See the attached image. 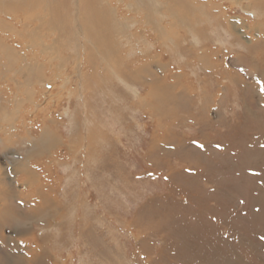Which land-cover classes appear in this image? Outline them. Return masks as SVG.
Listing matches in <instances>:
<instances>
[{
  "label": "rangeland",
  "instance_id": "obj_1",
  "mask_svg": "<svg viewBox=\"0 0 264 264\" xmlns=\"http://www.w3.org/2000/svg\"><path fill=\"white\" fill-rule=\"evenodd\" d=\"M142 1L0 3V264H264V0Z\"/></svg>",
  "mask_w": 264,
  "mask_h": 264
},
{
  "label": "bare ground",
  "instance_id": "obj_2",
  "mask_svg": "<svg viewBox=\"0 0 264 264\" xmlns=\"http://www.w3.org/2000/svg\"><path fill=\"white\" fill-rule=\"evenodd\" d=\"M10 2V1H13V3H16V4H19V5H25V6H27V4L31 1V0H0V3H4V2ZM87 1V0H86ZM89 1V0H88ZM138 1V0H137ZM140 1H142V0H140ZM143 2V1H142ZM85 3V2H84ZM96 4V3H95ZM143 5V4H142ZM144 5H148L154 12H155V7H156V5H158L157 3H156V0H145L144 1ZM131 6V5H130ZM147 7V6H146ZM109 7H105V10L106 9H108ZM102 9H103V7H102ZM94 10L99 14L100 13V10H99V7H98V5L97 6H94ZM81 11V10H80ZM81 12H83V11H81ZM147 13V12H146ZM94 15V14H93ZM92 15V13H91V11H89V15H87L86 16V18H87V21H88V23H91V21L93 22L94 21V25L96 26L97 25V23H98V19H94V16ZM110 16V15H109ZM75 17V16H74ZM77 17V16H76ZM81 17V16H80ZM212 17V16H211ZM147 18V17H146ZM101 20H103L102 19V16L99 18V21H101ZM137 21V20H136ZM151 21H153V19H151ZM82 22V21H81ZM102 22V21H101ZM103 22H105V21H103ZM117 22V21H116ZM112 23V22H111ZM128 23V22H127ZM153 23L155 24V20L153 21ZM84 24V23H83ZM107 24V23H106ZM117 26V25H116ZM152 26V25H151ZM125 28L127 27V26H124ZM157 28V27H156ZM84 29H85V31L87 32V34H90V36L91 37H93V38H95L96 40H97V38H98V36H99V34H100V30L99 29H96V27H93V26H91V24L89 25H87V27H84ZM123 31V30H122ZM81 32V31H80ZM84 32V31H83ZM85 33V32H84ZM86 34V35H87ZM104 35V34H103ZM99 39V38H98ZM89 40V39H88ZM37 44V43H36ZM85 44V43H84ZM91 46V45H90ZM93 48V47H92ZM105 49V48H104ZM87 50V49H86ZM91 50V49H90ZM9 57L11 58V57H13V54L11 53V54H9ZM14 58H16V56H14ZM13 58V59H14ZM17 59V58H16ZM29 66H31V65H29ZM36 68V67H35ZM33 69V68H32ZM80 69V68H79ZM30 70V69H29ZM33 71V70H32ZM79 71V70H78ZM81 73V72H80ZM35 74V73H34ZM38 78V77H37ZM42 79V78H41ZM34 88V87H33ZM31 89V88H30ZM44 95V94H43ZM86 101V100H85ZM5 116V115H4ZM22 124H24V122H22ZM3 127H4V125H2V124H0V144L1 145H8V144H11V142H12V139H10L9 138V136H8V133H7V131H5L4 129H3ZM11 131H12V129H11ZM3 133H4V135H3ZM42 133H43V135L45 136V137H48V138H50V140L52 141V138L51 137H53L54 135L53 134H50V131H46L45 132V129H43L42 130ZM13 134V133H12ZM46 140V139H45ZM44 142V141H43ZM47 147H49V145H47L46 144V146H45V148H44V150H46L47 149ZM37 157V156H36ZM39 157V156H38ZM36 161V160H35ZM39 162H40V160H38ZM14 203V202H13Z\"/></svg>",
  "mask_w": 264,
  "mask_h": 264
}]
</instances>
